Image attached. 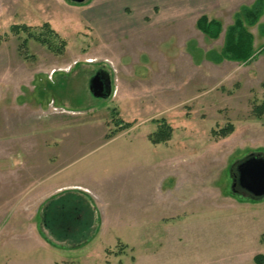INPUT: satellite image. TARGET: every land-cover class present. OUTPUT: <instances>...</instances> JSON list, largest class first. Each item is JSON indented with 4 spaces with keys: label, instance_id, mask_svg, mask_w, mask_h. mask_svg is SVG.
Segmentation results:
<instances>
[{
    "label": "rangeland",
    "instance_id": "rangeland-1",
    "mask_svg": "<svg viewBox=\"0 0 264 264\" xmlns=\"http://www.w3.org/2000/svg\"><path fill=\"white\" fill-rule=\"evenodd\" d=\"M212 1L0 0V152L29 138L87 153L63 172L97 195L99 209L83 198L81 219L59 220L89 229L83 246L9 235L0 264H255L264 254V197L250 200L232 185L239 163L264 157V115L255 112L264 102V12L247 25L253 58L240 63L224 57L225 37L255 1L213 6L217 39L196 26ZM45 24L50 40L65 41L63 54L29 36ZM95 52L119 56L122 67L114 75L107 63L88 62ZM102 68L112 75L109 98L89 89ZM25 107H33L30 122ZM117 119L133 126L107 141ZM162 120L172 137L155 145L149 137Z\"/></svg>",
    "mask_w": 264,
    "mask_h": 264
},
{
    "label": "crops",
    "instance_id": "crops-1",
    "mask_svg": "<svg viewBox=\"0 0 264 264\" xmlns=\"http://www.w3.org/2000/svg\"><path fill=\"white\" fill-rule=\"evenodd\" d=\"M254 1L255 3L252 6H246V8H253L259 1L262 3V12H264L263 0ZM221 2L222 0H214L210 2L205 10L206 16L210 20H216L208 15L212 12L213 6L219 5ZM224 3L226 2L224 1ZM199 14L200 17L204 15L201 11L198 12V16ZM198 19L196 20V26ZM107 27L109 28V25ZM85 59L92 63L96 61L107 63L114 75L116 66L122 67V58L116 55H102L95 52L90 53ZM110 62L112 63L110 64ZM102 70L108 72L111 81H113L111 72L104 68ZM30 110L33 112V107H25L21 110V113L27 117L29 122L32 121ZM12 121V129H14L16 124L14 119ZM65 135L64 132L63 138ZM87 139H90V136ZM114 139L115 137L107 141ZM25 140L26 142L21 144L12 141L8 143L6 148H2L5 153L0 152L2 161L0 164V246L9 235L16 240L35 237L46 246L57 245L58 249L65 248L68 246L67 244H81L83 246L81 237L91 234L89 229H86L88 232H84L81 226L69 223L81 219L78 215V204L83 201V198L93 200L96 206H94V211L99 213L95 201L97 195L95 194L92 197L91 190L73 180L71 174L67 175L63 171L73 163L78 162L87 153H81L76 149L62 148L60 146L61 139L59 141H50L49 139V142L38 143V145L32 139V141H28L29 138ZM52 143L54 145L58 144L56 150L51 149ZM96 164H98L97 171H99L104 165V160L98 159ZM101 195L98 194V196ZM66 213L69 225L59 221L61 218H66ZM55 222L58 223L59 228L54 227ZM104 225L103 220L100 226L104 227ZM67 237H74V239L67 240ZM76 237L79 238L78 241ZM56 239L61 241L63 245L56 242Z\"/></svg>",
    "mask_w": 264,
    "mask_h": 264
},
{
    "label": "trees",
    "instance_id": "trees-1",
    "mask_svg": "<svg viewBox=\"0 0 264 264\" xmlns=\"http://www.w3.org/2000/svg\"><path fill=\"white\" fill-rule=\"evenodd\" d=\"M262 14V3L258 1V3L253 8L244 7L241 10V13L237 16L234 25L229 27L225 37V45L223 55L225 58L229 60L238 61L240 63H246L253 58V45H254V36L248 30V26H254L260 19V15ZM198 29L205 35H208L210 38L217 39L219 38L222 32V25L220 22L216 20H210L206 15L201 16L197 21ZM25 30H29V27L24 26ZM43 28L46 32L33 35L29 34L31 38L34 40L46 45V47L54 53L63 54L66 43L63 39L61 42H56L54 40H50L49 35L53 37V31L49 27L48 24L43 25ZM45 35V36H44ZM57 37V36H56ZM57 39H59L57 37ZM27 40L23 42L26 44ZM22 44V45H23ZM256 114L259 116L264 115V102L256 106L255 108ZM116 111H114V115ZM117 128L113 133L107 135V140H111L114 138L119 132L126 131L130 129L133 124L132 123H124L120 119L116 120ZM233 130V127L228 126L227 128H223L219 132L220 137H226ZM172 127L166 123V121L162 120V124L158 128V130L150 135L149 139L155 145L157 144H165L172 137ZM215 134H217L215 132ZM218 135V134H217ZM255 264H264V254L256 255L254 258Z\"/></svg>",
    "mask_w": 264,
    "mask_h": 264
},
{
    "label": "water",
    "instance_id": "water-1",
    "mask_svg": "<svg viewBox=\"0 0 264 264\" xmlns=\"http://www.w3.org/2000/svg\"><path fill=\"white\" fill-rule=\"evenodd\" d=\"M75 3H83L86 0H70ZM89 89L92 95L99 98L112 96V81L108 72L99 70L90 79ZM240 175V186L250 195L248 199L258 200L264 197V157L259 154H251L237 167ZM234 178V174L232 173Z\"/></svg>",
    "mask_w": 264,
    "mask_h": 264
},
{
    "label": "flooded vegetation",
    "instance_id": "flooded-vegetation-1",
    "mask_svg": "<svg viewBox=\"0 0 264 264\" xmlns=\"http://www.w3.org/2000/svg\"><path fill=\"white\" fill-rule=\"evenodd\" d=\"M238 167V165H237ZM237 167H236V171L234 174V178H233V191H235V193H237L238 195H242V196H248L250 195L246 190H244L241 186H240V175L238 173V170H237Z\"/></svg>",
    "mask_w": 264,
    "mask_h": 264
},
{
    "label": "built area",
    "instance_id": "built-area-1",
    "mask_svg": "<svg viewBox=\"0 0 264 264\" xmlns=\"http://www.w3.org/2000/svg\"><path fill=\"white\" fill-rule=\"evenodd\" d=\"M111 64V63H110Z\"/></svg>",
    "mask_w": 264,
    "mask_h": 264
}]
</instances>
